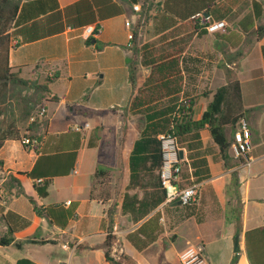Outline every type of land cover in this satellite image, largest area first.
<instances>
[{
    "label": "crops",
    "instance_id": "0c3cea01",
    "mask_svg": "<svg viewBox=\"0 0 264 264\" xmlns=\"http://www.w3.org/2000/svg\"><path fill=\"white\" fill-rule=\"evenodd\" d=\"M57 1L64 9L81 0ZM112 2L121 12L103 21L67 27L30 43L21 36L13 40L10 66L25 79L38 74L51 79L58 73L49 89L61 101L45 103L47 124L38 133V149L16 141L0 149V223L5 230L0 238L14 239L10 246H0V264H81V256L82 264H112L106 260L105 241L114 223H119V239L133 264H181V253L190 247H201L208 264H264V34L258 33L264 27V0ZM200 13L208 23L225 22V31H205L202 20L193 19ZM88 26L102 29L90 45L84 35ZM171 52L178 53L183 79L175 96L180 102L201 96L192 119H201L216 91L238 82L242 116L252 133L249 159H236L230 147L228 166L208 129L200 139L179 142L185 184L198 187L197 202L188 207L165 203L156 159L136 166L134 176L130 166L148 122L146 115L133 111L134 97L148 92L143 95L146 107L173 105L174 94L155 89L156 75L149 82L154 66L143 65L144 55L150 61L154 53ZM235 128H224L231 146ZM73 151L74 170L54 178L49 195L40 197L37 181L27 173L42 155ZM118 166L119 202L112 206V195L104 192L108 185L101 183L99 192L95 183ZM9 211L29 226L7 234ZM143 225L138 239L153 240L138 250L128 236Z\"/></svg>",
    "mask_w": 264,
    "mask_h": 264
},
{
    "label": "trees",
    "instance_id": "16d2710c",
    "mask_svg": "<svg viewBox=\"0 0 264 264\" xmlns=\"http://www.w3.org/2000/svg\"><path fill=\"white\" fill-rule=\"evenodd\" d=\"M128 1L132 4L138 2V0ZM120 12L121 10L112 0H81L64 9H60L57 0H0V149L7 141L22 143L24 138L36 140L39 145L38 133L43 126H46L47 122L45 119L43 121L38 119L33 122L30 121L34 110L30 104L36 101L41 104L42 108H46V102L59 103L61 101L49 89L52 80L59 77L58 73L54 74L51 79L45 77L43 81L37 82L22 78L10 66V52L14 47L13 40L15 37L21 36L23 43H30L63 33L67 27L82 28L115 16ZM96 29L95 36L89 37L87 44L90 45L101 33V26H97ZM204 30L206 31L205 28ZM32 31L36 34L30 36ZM258 33L259 35L264 34V27L259 28ZM97 49L100 47L97 46ZM177 55V52L166 55L154 53V57L150 61H147L144 55L143 65L154 66L149 82L154 83L152 79L156 75L159 84L155 89L164 92L165 95L174 94V96L170 99V103L173 105L165 109H158L157 106L146 107L147 101L144 100L143 95L149 94L148 92H141V96L134 97L132 101L133 111L135 114L146 115L148 122L140 139L136 141L130 156L133 176L136 166L143 165L150 159H156L160 170L161 148L158 136L167 131L173 132L179 142L182 143L190 138L200 139V132L208 129L215 144L220 148V154L225 165L228 166L231 142L227 139L224 128L226 126L235 127L243 118L240 84L238 82L230 83L216 91L213 101L201 119L193 120L194 107L201 96L188 98L182 102L178 96H175L180 93L181 82L183 81L182 77L178 75L180 59L176 57ZM131 83L133 89L138 86L134 67L131 69ZM26 90L34 91L35 95L32 99L27 100L23 96V92ZM38 145L35 149H38ZM76 158L77 151L39 157L27 176L35 181L41 180L36 185L40 197L46 198L49 195V186L54 178L69 175L74 170ZM97 175H100V172ZM154 218L158 220V216ZM5 220L9 235L26 228L30 224L28 220L10 211L5 215ZM144 228L145 225L128 236V240L138 250H143L153 240L151 236H148L146 240L138 239L139 233L143 232ZM113 239L114 237L111 235L106 237L107 262L133 264L126 256L122 262H114L111 259L110 247ZM13 241L11 236L6 235L0 238V246H10ZM42 242L46 243L45 241ZM18 245L16 244V246Z\"/></svg>",
    "mask_w": 264,
    "mask_h": 264
},
{
    "label": "built area",
    "instance_id": "2783aa9c",
    "mask_svg": "<svg viewBox=\"0 0 264 264\" xmlns=\"http://www.w3.org/2000/svg\"><path fill=\"white\" fill-rule=\"evenodd\" d=\"M133 9L135 12H141V7L139 5H134ZM193 19H200L204 23V27L208 33H216L218 31H225V22H212L208 23V18L203 14H197ZM127 28L129 29V39L133 40L135 37L134 31H132L131 21H127ZM102 29H100L101 32ZM97 29L96 27L88 26L84 30V35L89 38L95 36ZM51 77V75H50ZM46 118V109L41 108L38 111L37 118L42 121ZM32 121H35L32 118ZM161 148V167L159 170V180L161 189L165 194V203L167 205L174 204L177 202L181 203V206L188 207L197 202L198 197V187L195 183L185 184V179L183 177V159L181 157V148L178 138L171 131H167L158 136ZM252 144V133L246 119L241 118L236 125L233 142H232V152L233 156L238 160H246L248 154L251 151ZM22 145L27 149L32 150L38 145L36 140L31 138H24ZM246 165H249L246 164ZM38 183L41 180L37 181ZM71 204V201L66 203ZM121 234V229L117 223H114L106 236L114 237L111 247H110V257L114 262H122L125 255V249L119 239ZM181 264H208L206 258L203 255V250L201 247H190L183 251L180 255Z\"/></svg>",
    "mask_w": 264,
    "mask_h": 264
},
{
    "label": "rangeland",
    "instance_id": "374dc122",
    "mask_svg": "<svg viewBox=\"0 0 264 264\" xmlns=\"http://www.w3.org/2000/svg\"><path fill=\"white\" fill-rule=\"evenodd\" d=\"M43 67H41V71H45V69H43ZM40 74H38L37 76H32V78H26V79H29V80H32V81H37V82H41L44 80V78H40L39 77ZM23 78V77H22ZM25 79V78H24ZM34 91L33 90H26L23 92V96L27 98V100L29 99H32L34 97ZM203 104L204 103H201V105L198 107L197 109V113H199L201 111V109L203 108ZM31 107H34V110H33V113H32V116H31V119L30 121H32V118L36 119L37 118V115H38V111L42 108L41 104L37 103L36 101L35 102H32L31 104ZM43 121V120H42ZM108 175L107 177H98V180L97 182L95 183V189L99 192H101V183H105L106 185H108V189H106L104 192L107 193L108 192V195H112V200H113V204L112 206H115L116 203L119 202V166L117 168L113 169L112 170H108ZM114 180L117 181V186L114 187L112 185V182H114ZM109 183V184H108ZM105 196V195H103ZM107 196V195H106ZM115 207H113L114 209ZM119 225V223H117ZM5 232L3 226H2V223H0V236L3 235ZM80 263H84V256H81L80 257Z\"/></svg>",
    "mask_w": 264,
    "mask_h": 264
},
{
    "label": "water",
    "instance_id": "95a60500",
    "mask_svg": "<svg viewBox=\"0 0 264 264\" xmlns=\"http://www.w3.org/2000/svg\"><path fill=\"white\" fill-rule=\"evenodd\" d=\"M176 204H177V205H181V203H180V202H177Z\"/></svg>",
    "mask_w": 264,
    "mask_h": 264
}]
</instances>
